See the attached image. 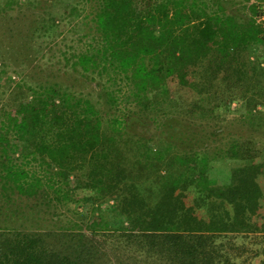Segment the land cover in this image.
I'll return each instance as SVG.
<instances>
[{
    "label": "trees",
    "instance_id": "obj_1",
    "mask_svg": "<svg viewBox=\"0 0 264 264\" xmlns=\"http://www.w3.org/2000/svg\"><path fill=\"white\" fill-rule=\"evenodd\" d=\"M223 1L0 0L1 51L71 33L62 60L96 84L87 95L33 78L0 109V264H233L242 247L217 238L264 234V68L250 60L264 28L254 5L240 23ZM227 159L258 162L217 178L211 162ZM80 188L115 200L111 224L127 227L65 224L73 204L101 202ZM24 200L57 227H18Z\"/></svg>",
    "mask_w": 264,
    "mask_h": 264
},
{
    "label": "rangeland",
    "instance_id": "obj_2",
    "mask_svg": "<svg viewBox=\"0 0 264 264\" xmlns=\"http://www.w3.org/2000/svg\"><path fill=\"white\" fill-rule=\"evenodd\" d=\"M223 5L234 11L237 17L236 20L240 23H242L247 17L252 18L251 7H253L252 5H254V7L257 9V15L254 18L264 28V0H224ZM18 16L19 14H16L15 19H17ZM3 18L4 17L0 14L1 31L7 30L6 23H3L5 18L4 20ZM67 28L68 27H64V31H67ZM17 35L18 34L16 32L15 36ZM64 36L67 38L68 43L71 44V39L73 38V35L71 33L65 32ZM64 36L59 34V36H57L55 40L51 39L50 37L39 38L37 41L38 46H40L39 51H36V45L30 44V47L27 43L26 45L21 46L20 42H17L22 47L20 48L18 45L13 43L14 40H12L9 45H7V48H11L10 54L7 53L8 51L6 50H0V58L2 59V55L4 56L3 59L0 61V64H2L0 70L2 71V75L0 78V109L3 107L11 106L13 103L17 102L18 96H20V90H18L19 85L28 83L27 86H37L38 82H34L35 79L33 78H52V82L58 83L60 87L64 89L67 87L74 93L81 92L83 94L90 95L95 92L93 87L96 84L90 83V77L86 78L81 72L74 70L72 68L71 63H67L66 61L62 60V54L57 48V45L58 43H63L61 37ZM5 41H9V39H5ZM3 43L4 42L0 40V46H2ZM38 52H41V54H37ZM252 52L253 54L250 56V60L254 63H257L261 69L264 68V46L260 47L258 45H255L253 46ZM27 86H25V88ZM161 93L163 92L160 87L153 89L150 92V97L159 96ZM93 99L97 98L94 97ZM101 103L104 108L103 110H105L106 113L108 111H111L110 106L105 102L104 99L101 101ZM131 103L135 104L132 101ZM131 103L130 106L132 107ZM127 104L128 103L121 104V111H126ZM233 105L236 106L235 104ZM112 111L114 112L115 109H113ZM127 119L128 118H126L125 120ZM132 122V118H129L126 121L127 130L132 134L138 133V135H142L144 133V130H147L145 128V125L142 124L141 126V123L139 125H135ZM104 127L106 130L107 124H105ZM153 130L154 132H156L155 128ZM175 132L179 135H183L178 131ZM172 133L170 132L171 135ZM262 160L263 159H261V161ZM256 162H258V160L244 161L240 159H227L225 161L211 162L210 167L213 171L216 172V177L219 178L220 176H222L221 171H229L233 168H239L245 165L255 164ZM154 173L155 172H152L153 175ZM161 174H166V171H161ZM153 175L146 176V174H144V176L139 178L140 181H144L146 185L145 189L148 192L150 191L149 181H152ZM86 181H88V179ZM52 187H54V189L50 190L49 192L53 195V192L55 191L57 186L55 187L54 185ZM80 189V191L82 192L80 194H88L94 200H100L101 202L95 204V212L92 211L91 206H87V209H84L81 207L82 205L73 204L71 207L72 212L65 211V215L61 216L62 221L65 224H67L68 221H70L71 223L74 222V229H76V231H81V229L83 228L84 233L86 232L87 234L91 233V230L85 227L87 218V222L95 220L102 223V225L104 224V226L106 223H110V226H115V228L121 227L122 225L124 227H127V223L125 222L122 216L121 218L115 221V225L111 224L108 213L110 210L114 209L113 207L115 206V200L110 197H103L102 193L100 192V189ZM146 196H149L148 198L151 200V195L147 194ZM33 203L34 200H24L23 202L19 203L20 205L18 206V208L23 210L24 218H21V220L16 219V221H18V227L37 231L47 226L44 221H46L48 225L50 224L51 226L57 227L58 224L56 220L49 223L46 218L45 220H41V216L40 218L35 217V215L38 214H33L31 211L33 208ZM92 212L94 216L92 215ZM25 214L27 215L26 217ZM30 215H32V220ZM43 216L45 217L46 215L43 214ZM100 217H102V219H100ZM76 226H78L79 228H77ZM115 228L111 227V229ZM231 237H233V241L232 239L229 240L228 236H220L219 238H217V243L224 245L227 250L232 245L231 243L235 245V248L242 247V251H238L240 253L238 254V256H235V254H233V264H264V234L247 232L235 234Z\"/></svg>",
    "mask_w": 264,
    "mask_h": 264
}]
</instances>
